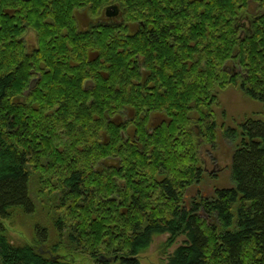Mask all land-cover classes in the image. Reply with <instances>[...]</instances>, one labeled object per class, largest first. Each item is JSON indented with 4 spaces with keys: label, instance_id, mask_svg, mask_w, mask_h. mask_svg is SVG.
I'll list each match as a JSON object with an SVG mask.
<instances>
[{
    "label": "trees",
    "instance_id": "16d2710c",
    "mask_svg": "<svg viewBox=\"0 0 264 264\" xmlns=\"http://www.w3.org/2000/svg\"><path fill=\"white\" fill-rule=\"evenodd\" d=\"M32 1L19 0L20 23L37 31L39 50L14 44L0 28V217L33 212V170L63 211L53 221L58 240L42 249L9 244L0 225V264H70L60 260L62 251L111 259L96 264H139L138 253L160 233L170 244L185 238L164 264H264V120L247 117L224 129L234 143L230 187L215 188L190 208L183 200L201 176L195 126L204 141L215 138L217 91L234 86L264 103V0L243 38L232 18L246 0H211L204 13L196 10L197 20L211 11L210 21L181 32L201 34L200 51L181 38L174 52L150 55L146 81L129 55L105 47L102 63L63 44L51 53L42 19L62 21L63 5L55 0L46 11L44 1ZM11 5L0 0V23ZM190 14L183 17L192 21ZM74 59L82 61L72 66ZM88 79L93 85L84 87ZM151 111L166 120L148 130ZM113 154L118 171L103 166ZM46 230L35 227L37 244L47 241Z\"/></svg>",
    "mask_w": 264,
    "mask_h": 264
},
{
    "label": "flooded vegetation",
    "instance_id": "af4514ba",
    "mask_svg": "<svg viewBox=\"0 0 264 264\" xmlns=\"http://www.w3.org/2000/svg\"><path fill=\"white\" fill-rule=\"evenodd\" d=\"M24 1L28 2L29 0ZM38 1L34 0L32 2ZM40 1H44L43 6L48 11L55 0ZM60 1L63 5L62 21L54 22L50 16L43 17L42 19L46 23L45 37L47 39V48H49L51 53L57 51L59 45L63 44L66 52L70 49L73 55H85L87 56V60L92 59L93 62L99 60L102 63L104 60L99 47H105L104 51L105 49H111V51H107L112 52V54L129 55L130 67L134 69L137 64L145 81L151 70L150 65L147 64L149 59H151L149 56L153 57L160 53L174 52L178 48L177 41L181 38L187 40L186 44L190 46V49L193 48V53L200 51V47L196 51V45L199 44L198 39H202V35L199 34L197 36L194 34L195 32L192 33L191 31L188 33L181 32V29L189 28V25L190 29L196 26L202 27V22L205 21V24H207L208 20L210 21V16H212L211 11H209V16L204 14L199 16L200 19L197 20L193 14L196 10L198 13H204L205 8L211 7V0ZM7 3H9V0H7ZM19 6V0H12L11 6L3 7L4 13L8 15L1 18L0 28L5 30L3 33L9 36V40L12 38L15 40L14 44L18 43V40H23L26 50H39L37 31L28 25L20 23L22 18L19 15ZM235 6L236 9L232 23L238 31L237 35L243 38L245 31L249 30L251 22L259 18L262 8L260 0H246L244 7L239 3ZM184 13H191L192 21H187L188 19L183 17ZM203 16L205 17L204 20H202ZM205 28L210 29L207 26ZM24 33H31L33 35V44L26 42V37H23ZM208 36L210 34L206 32L205 37L209 38ZM81 61V59L69 60L72 66L78 65ZM157 61L155 59L152 64L154 67H158L159 65ZM60 62L63 61L61 60ZM64 67V64L60 66V68ZM41 68H43L42 65L39 66V69ZM48 68L51 70L50 65ZM96 70L102 73L105 69L98 68ZM92 85L93 83L90 79L84 81V87ZM146 86L153 87V81H149ZM165 120L164 115L151 111L148 113L146 127L148 130H151L154 126L163 123ZM126 132L128 134L131 133L130 127L127 128ZM195 132L200 135L197 126H195ZM198 135L196 150L200 159L198 167L200 168L201 176L200 180L193 185L201 182L202 173L210 174V172L206 171L207 159H211L212 162L214 161L212 153L216 149L215 138L213 142H208ZM138 146L141 147L140 145ZM116 164L117 161L114 154L107 156L103 161V166H113L118 171L119 167ZM189 187L185 189V193ZM203 198L200 196L198 201ZM198 201L191 198L189 204H185V206L190 208L191 202L196 203Z\"/></svg>",
    "mask_w": 264,
    "mask_h": 264
},
{
    "label": "rangeland",
    "instance_id": "374dc122",
    "mask_svg": "<svg viewBox=\"0 0 264 264\" xmlns=\"http://www.w3.org/2000/svg\"><path fill=\"white\" fill-rule=\"evenodd\" d=\"M26 42L34 43L31 33H24ZM218 105L213 106V114L216 121V149L213 151V159H207L206 171L202 173V180L199 184L192 185L184 194V203L189 204L191 198L199 200V197H209L215 188L230 187L232 185L230 177V158L234 143L225 138L223 131L226 127L235 128L247 117L260 118L264 120V103L250 99L238 88L227 86L217 91ZM38 171L30 173L29 195L34 204L32 213L26 214L19 209H14L6 218L0 217V225L6 235L7 241L13 246L30 245L37 249L52 246L58 240V234L53 226L55 214L61 208L53 207L55 202L53 192L45 182V178ZM63 209L61 210V212ZM54 214V215H53ZM200 216H205L202 210L198 211ZM35 227H46L48 239L42 245L36 243ZM168 234H155L149 245L141 250L136 258L139 264H164L173 250L184 241V236H178L170 244L167 243ZM42 252V250H40ZM60 260L70 262V264H96L97 258H90L86 255L76 256L59 252ZM58 257V255H55ZM99 261V260H98ZM100 262V261H99Z\"/></svg>",
    "mask_w": 264,
    "mask_h": 264
},
{
    "label": "water",
    "instance_id": "95a60500",
    "mask_svg": "<svg viewBox=\"0 0 264 264\" xmlns=\"http://www.w3.org/2000/svg\"><path fill=\"white\" fill-rule=\"evenodd\" d=\"M98 260H99L100 262H104V261H110L111 259H110V258H105V257H103V256H99V257H98Z\"/></svg>",
    "mask_w": 264,
    "mask_h": 264
}]
</instances>
